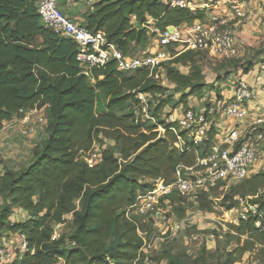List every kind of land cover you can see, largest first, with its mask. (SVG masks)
I'll return each instance as SVG.
<instances>
[{
    "label": "trees",
    "instance_id": "1",
    "mask_svg": "<svg viewBox=\"0 0 264 264\" xmlns=\"http://www.w3.org/2000/svg\"><path fill=\"white\" fill-rule=\"evenodd\" d=\"M36 2L0 0V128L21 111L46 108L47 112L44 139L32 149L28 166L3 168L0 158L4 199L0 241L7 235H24L28 243L27 251L9 264H144L143 242L126 209L138 193L151 189L153 180L171 182L179 166L196 164L194 150L182 153L174 147L177 137L165 121L171 113L163 110L173 96L158 100L153 110L159 121L156 126L166 129V136L159 138L156 126L135 123L134 110L139 93L161 98L165 86L150 77L148 69L120 72L115 61L88 75L82 73L78 46L45 27ZM92 7L82 15V26L104 32L125 56L147 48L149 20L161 31L204 20L203 10L171 7L167 0H99ZM172 46V59L161 67L181 104L204 93L207 85L200 84L197 68L185 74L176 67L190 64L193 51H175ZM251 63L237 65L236 70L248 73ZM213 133L212 127L205 141L207 152ZM105 140L114 146L104 147ZM95 146L102 162L90 168L83 157ZM217 188L201 194L202 204L212 202ZM220 195L228 210L244 202L257 206L258 215L249 213L247 220L229 225L235 233L227 234L229 242L246 240L215 264H239L246 257L264 261V172L250 174ZM19 211L23 216L17 219ZM69 217L70 234L54 239L57 226ZM166 264L182 263L170 259Z\"/></svg>",
    "mask_w": 264,
    "mask_h": 264
},
{
    "label": "built area",
    "instance_id": "2",
    "mask_svg": "<svg viewBox=\"0 0 264 264\" xmlns=\"http://www.w3.org/2000/svg\"><path fill=\"white\" fill-rule=\"evenodd\" d=\"M171 7L189 8L194 10L193 3L186 0H167ZM236 17H243L248 0H226ZM93 3L88 1V7L93 10ZM37 12L42 23L56 36L71 40L78 46L77 61L82 73L88 75L94 69L104 68L109 62L115 61L120 72H135L139 69H148L150 77L167 84L159 79L157 72L162 63L172 59L167 53L155 52L152 48L143 53L125 56L114 44L108 42L106 34L102 31L91 32L84 26L72 21L60 8L59 0H37ZM133 21L136 17L132 18ZM149 37L158 49H167L172 45L182 48L181 51L209 52L224 58L237 56L236 33L229 21L212 18L197 20L191 25L185 24L178 28L170 27L164 31L158 29L153 20H149ZM165 79V77L163 78ZM264 95V86L261 88ZM139 105L134 110L135 123H145L156 119L151 115L148 100L153 98L150 94H138ZM257 95L243 80L235 84L234 98L223 104L221 116L231 123H241L249 115L248 106L256 100ZM217 111V110H216ZM45 112V114H44ZM210 105L201 112L194 109L184 111L182 117L171 114L166 118L170 124L169 130L177 137L174 147L180 152H190L207 140L211 127L210 116L215 114ZM46 108H35L30 111H21L19 117L13 118L4 127L0 128V140L5 131L12 125L22 126V138H30L37 133V127L43 128L47 124ZM35 118V119H34ZM39 126H38V125ZM41 125V126H40ZM163 134L166 129L160 127ZM251 133L247 136L245 133ZM184 133V136L181 135ZM243 141L239 144L240 140ZM264 142L261 130L241 131L236 127L224 137L222 143H214L205 157H198L192 167L179 166L173 175V180L158 178L152 181L151 189L138 193L135 203L125 211L126 217L137 229V234L143 242L144 250H154L158 240L174 241L184 230L183 222H172L168 219L162 202L170 200L172 195L181 198H198L202 193L210 192L223 183H239L252 174L255 166L261 161L259 144ZM239 144V145H238ZM83 159L92 168L102 162L99 147L84 155ZM246 203L242 202V205ZM258 215V207L247 203L241 219L247 220L248 214ZM61 225H58L59 228ZM260 227V223L256 224ZM60 235L56 232L54 239ZM157 237V238H156ZM19 252H10L6 243H0V264L13 262L18 255L26 252L28 243L24 235H19ZM156 238V239H155ZM212 241L214 235L209 237ZM193 240L199 241L198 237ZM145 256V255H144ZM257 264L264 261L256 260ZM144 264H150L149 257L145 256Z\"/></svg>",
    "mask_w": 264,
    "mask_h": 264
},
{
    "label": "rangeland",
    "instance_id": "3",
    "mask_svg": "<svg viewBox=\"0 0 264 264\" xmlns=\"http://www.w3.org/2000/svg\"><path fill=\"white\" fill-rule=\"evenodd\" d=\"M69 1V5L74 6L71 4L73 2L75 3L76 1ZM196 1V5L200 4L199 1H206L209 4L208 7H202L201 9H199L204 11V19L223 18L222 16H220V14L219 16L215 14L217 13L213 8L215 0ZM232 22L231 24L229 23L230 26L232 25ZM243 23L244 21L239 25L241 26ZM236 24L237 22H235V25ZM239 25L231 27L236 30L237 28H239ZM260 42L262 44L259 45L258 49L256 50L252 48L248 49L245 48L244 45H240V48H242V52H239V47L237 48L236 46L237 56L233 58H224L209 52H193L191 58L192 60L191 62H189L190 64H188V61H186L183 65H177L176 67L185 74H190V72L193 71V68H197V70L201 72L200 84L207 85L205 87L204 93H202L201 95L189 97L184 103L177 104L179 100V94L175 92V87L168 82L167 84L164 83L163 86H165L167 91L165 92L163 97H153L148 100L151 115H153V110L158 105V100H169V97L173 96L172 101H170V103L166 106V108L163 110V113L170 112L171 114H176L178 117H182L184 111L188 108L194 109L196 112H201L206 110L207 106L211 105L215 110V115L210 116L209 120L211 124H214L216 120L220 119L217 117L220 116L222 112V107L224 104V97L222 93H225L227 95V92H232L237 81L239 79H242L243 74L246 73L245 71L243 72L242 69L236 70V66H241L242 64H245V62L251 61L252 66L250 67V71H252L255 66L259 65H261V70H264L262 63L258 65L254 62V60H256L257 62H261L259 54L264 52V43L263 41ZM149 48H152L153 50H155V52H165L169 56H171L169 48L158 49L157 45L153 43L152 37L148 39V44L145 51L149 50ZM172 48L175 51L182 50L180 46H172ZM143 50L144 49H139L136 54L143 53ZM240 70L242 71V73L241 75H238V72ZM156 73H158L159 79L163 82V80H165L163 79L165 77V70H163L160 66ZM163 113L161 117H163ZM215 116L216 120L213 119ZM145 123L146 127L149 128L151 126L158 125L159 121L157 118L155 123L151 121H147ZM233 125L235 126V123H233ZM160 127L161 126H156V132L158 133L159 138H163L166 136V133L163 134L160 130ZM235 127L239 128L240 125ZM45 128L46 126H44L43 128L37 127L36 135H33L30 138L21 137V125L15 124L8 128L5 131L4 136L0 140V158L4 162L3 168L10 166L17 168L18 170L20 168L28 166L31 161L32 149L37 144L41 143V141H43L44 139ZM257 130H261L264 135V124H262L261 128H257ZM214 134L215 133L212 134V139H214ZM207 140H209V137H207ZM205 141L197 148V152L193 151L196 156V161L197 158L200 157L201 154H204V152L206 151L207 143ZM102 143L105 145L104 147L107 148H111L114 146V143L108 140L102 141ZM103 144H101V147H103ZM259 149L262 161V158H264V142L259 144ZM169 180H173V176H171ZM240 183L241 182L220 184L217 190L212 193L214 194V196H212V202L203 200L202 204L201 197L203 195L201 196V194L200 196H198V199H181V197L179 198V196L175 194L172 195V199L162 202L163 209L165 210L168 219L172 222L184 221V230L179 234L176 240H158L154 250H144L145 253L143 254L149 257L150 264H166L170 259H178L182 264H215L218 258H221L227 252L235 250L236 248H238L239 244L240 246H242L244 244V241L246 240L245 237L241 239L240 243H237V241L229 242L230 240L229 238H227V234L231 233L232 235H235V233L231 232L229 225H237L238 220L241 218V214L244 213V207L247 205V203L241 205L239 208L228 210L227 203H223L222 195H220V192L222 190L223 192H226L230 186L238 185ZM3 204L4 199L0 196V208L3 206ZM203 207L206 210L211 211H203L201 209ZM21 216H23V214H21L18 218H20ZM70 220L71 219L69 217L65 224L57 228L59 235L70 234ZM211 235H214L216 239L213 241L209 239ZM194 237H198L199 241L193 240ZM1 242L6 243V246L8 247L10 252H16L19 246V238L16 235H7L0 241V243ZM256 260L259 259L246 257L239 264H257V262H255Z\"/></svg>",
    "mask_w": 264,
    "mask_h": 264
},
{
    "label": "crops",
    "instance_id": "4",
    "mask_svg": "<svg viewBox=\"0 0 264 264\" xmlns=\"http://www.w3.org/2000/svg\"><path fill=\"white\" fill-rule=\"evenodd\" d=\"M70 6L69 0H59V5L61 10L75 23L82 25L84 22V19L82 18V15L88 11V1L94 3V1L99 0H74ZM82 2V4H81ZM197 1L193 0V7L194 10L201 9L202 7H208L209 4L206 1H199V5H196ZM215 14L219 16H222L223 18L228 20L231 26H236L241 24L243 21L244 23L235 30L236 33V46L239 47L238 51L242 52V48H240V45H244L245 48L248 49H258V46L262 43L260 41H263L264 43V0H248L245 12L243 17H236L232 10H230V5L227 4L226 0H215V4L213 6ZM133 18V17H132ZM207 20V19H204ZM133 21V20H132ZM134 22V21H133ZM235 22L237 24L235 25ZM185 25V24H184ZM244 51V50H243ZM263 52V51H262ZM260 53V52H259ZM240 54V53H239ZM263 53L259 54V58L261 59V62H257L254 60L256 64L262 63V66L264 68V60ZM242 56V55H241ZM261 65L255 66L252 71L243 74L242 79L252 88L254 93H256L257 98L253 102H251L248 106L249 115L248 117L241 123H235V126L240 125V127L237 129L241 131H251V129L256 130L257 128H261L262 124H264V95L261 94V88L264 86V70H261ZM242 71L240 70L238 72V75H241ZM224 103L231 101L234 98V89L232 92H227V95L225 93H222ZM217 118H220L219 120H216V116L213 118L216 120L214 124H211L210 130L208 132H211V129L213 127L214 129V143H222L224 140V137L228 135V133L235 128L233 123H231L229 120H226L221 115ZM219 121V122H217ZM256 127V128H253ZM247 136H250L248 133H245ZM243 141V139L240 140L239 144ZM238 144V145H239ZM263 155V152H262ZM10 167V166H8ZM264 158H262V161H260L254 168L252 173L262 172L264 171ZM15 168V167H11ZM17 170V168H15ZM21 213L22 212H18ZM18 219V217H16ZM20 241V240H19Z\"/></svg>",
    "mask_w": 264,
    "mask_h": 264
},
{
    "label": "water",
    "instance_id": "5",
    "mask_svg": "<svg viewBox=\"0 0 264 264\" xmlns=\"http://www.w3.org/2000/svg\"><path fill=\"white\" fill-rule=\"evenodd\" d=\"M170 28H171V29H174V27H173V26H171Z\"/></svg>",
    "mask_w": 264,
    "mask_h": 264
}]
</instances>
